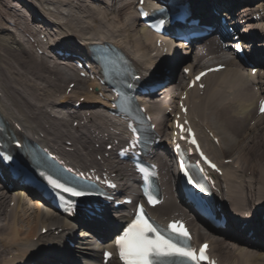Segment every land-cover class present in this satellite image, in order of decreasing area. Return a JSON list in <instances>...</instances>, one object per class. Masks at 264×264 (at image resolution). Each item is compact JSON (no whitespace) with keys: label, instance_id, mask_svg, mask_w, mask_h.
<instances>
[{"label":"bare ground","instance_id":"obj_1","mask_svg":"<svg viewBox=\"0 0 264 264\" xmlns=\"http://www.w3.org/2000/svg\"><path fill=\"white\" fill-rule=\"evenodd\" d=\"M10 1L12 4L13 0ZM110 1L113 5L112 10L115 13H113L112 15L111 11L110 13L105 14L104 10H99L97 11L98 15L95 14V16L91 17L92 22L101 23L100 21L102 18L109 19L111 17V21L114 23V27H111L110 30L112 28H116L119 31L120 35L123 36V38L127 37L130 42L128 43L124 38L125 40L119 39V41H116V43H118L120 46L124 44H132L133 46H135L137 55L141 58L143 57L142 60L146 64L144 69H146L149 64H152L155 61L153 60V57L149 56V52L154 50L156 35L148 31L146 28L138 30L139 20L134 16V13L130 11L129 2H124L123 0ZM198 1L200 0H196L195 7L199 6ZM201 1H204V3L209 8L206 2L211 4V0ZM221 2L224 3L223 0H221ZM8 4L5 3L4 5H2L0 3V25H2V22L5 21V18H3V16H9L14 13V11L11 10ZM3 6L5 7V9H3L4 13L2 12V8H4ZM201 7H203V5ZM86 9L89 11V13L91 12L89 8L86 7ZM21 10L23 11V9ZM53 16H55L54 13ZM31 17L33 19L32 15ZM87 21L91 22V19H88ZM64 23L62 24L64 25ZM103 24L105 27L109 26L107 24L105 25V23ZM0 28L5 29L6 27L0 26ZM83 28L85 29V27ZM123 29L125 30L124 32ZM129 29L134 31L137 29V31L132 34H127L126 31H129ZM253 30L254 27L250 26L248 28H245L244 32H250ZM82 36L84 35L80 36L82 40L94 38V35H88L86 37ZM96 37L105 40L106 35H97ZM10 39L14 40V37H10L9 34L3 32V30L0 29V90L4 92L5 96L3 98H0V112L6 119L10 121L12 119L21 118L22 116L23 120L27 124L34 123L36 126L34 128L36 130L46 133L51 132L49 133V135L54 133L55 130L58 131V134L60 136L67 135L69 133V130L66 127V123H51L49 121H46V119H44L42 122V119L45 117L43 107L45 105L51 104V101L48 100L50 97V93L55 92L60 87V81L67 79L76 81L77 85L80 86V88H78L79 91L86 88L85 85H87V87H94L96 86V83L90 82V85H88L86 82L75 77L74 74L67 73L66 70H63L62 68H57L59 75L55 71L57 76H54V78L51 79V75L45 73L44 70L39 66L32 67V65L35 62L41 61H43L42 66H44L45 69H51L50 66L53 65L46 66L47 62L45 60L39 59L41 57L35 58L34 56L29 57L30 59L32 58V63L27 64L26 62H30V60L27 61L26 53L25 61L23 59L24 53L22 51L17 50L16 52L14 50H10V48L12 49L11 46H14L13 43L9 44V42H12V40ZM206 46L212 47L211 49L213 50L211 51V53L215 50L214 56H217L216 51L218 52L219 49L217 48L218 46H215L213 44V40L208 41ZM259 47H264V44H259ZM149 49L151 50L149 51ZM7 53L9 57L5 56V54ZM204 53L205 52L198 51L196 53V58L204 59V57L209 54L207 53L204 55ZM257 54L255 52L254 60L264 63V56H262L261 54H259L258 56ZM222 58L229 59V57L227 56H223ZM39 71L43 73V75H45L44 78L38 77L37 72ZM246 75L247 74L243 75L242 73H237L235 70L229 71L228 69L226 71L220 72L218 75H210L206 78L207 85L202 96L195 94V92H190L189 94V101L192 104L193 110L200 116L202 121L206 120V122H209V124L215 129L219 137V142L222 145L223 151L225 153L237 151L241 154L238 161V167H241V172H243L242 170L246 167L248 161L243 159H249L251 157L249 155H257V151L259 150H261V154L264 155V126L261 127V121L263 120V117H261L260 121L255 124V126H257L256 131L258 132L260 130L258 133L253 132V127L248 126L250 120L253 119L254 115H256L255 111L257 109V105L254 110V103L255 101L257 102L260 93L254 92L249 88V81L246 78ZM256 76L260 78L262 77L261 75ZM78 81H82L84 83H78ZM34 82L40 83V87L38 90L33 88ZM259 82L261 84L264 83L263 81ZM49 84H52L53 88L48 89ZM82 85H84L85 87H83ZM43 92L46 96L43 94ZM164 99H168V96L165 95ZM89 100V102L92 104V108L97 110L98 112L92 113L91 126L95 128L103 127L105 125L104 118L102 117L104 116L102 114L103 109H101L99 104L104 102L102 100L99 101L93 98ZM169 104H171V102L162 103V105L159 106L157 105V101L154 100L149 105L151 112L155 115L157 122L159 121L158 124L160 126H163L164 123H166V117L162 114V106L165 107ZM12 106L14 107V111L9 110ZM15 108L17 109L18 113H16ZM23 109H29L30 113H28L27 111H23ZM45 123H48L49 128H44ZM50 124H52L53 126ZM82 131H86V128H79L75 130V132H78L79 134H81ZM54 140L55 143H57V139L54 138ZM202 140L206 149L215 158L220 159V155L218 154L215 147L211 143H209V141L206 140L204 136L202 137ZM75 153L76 152L73 151V154ZM90 154L91 153L84 152L85 157H89ZM167 156V153H162V155H160L158 159L165 185L166 199L162 205L153 209V215H155L159 219L164 218L163 214L167 211H170V213L165 216V220L170 218L171 215L175 214L176 212H178V214H184L188 216L186 209L183 207L180 199L176 196L175 190L172 189L169 174V164L166 162ZM85 157L81 156L77 160L85 162ZM260 159V156H256L253 165L256 172H258L259 169L258 163L260 162ZM91 163L94 164L95 162L92 160ZM248 164H250L251 166L252 162H249ZM244 172H247V170H245ZM240 176L241 177L239 178H242V183H244L245 177H242V173L240 174ZM251 177H254L253 174L251 175ZM251 177L249 179H251ZM263 179L264 174L261 172V175H259L258 177V181L262 184ZM258 181H254L251 184L242 185L229 182L228 190L235 202V204L232 203V207L238 209L244 208V210H246L245 207L248 206L252 216L261 215L264 212V208L259 209V207L264 205V189L261 187V185L260 187L256 186ZM253 185L256 186L255 188L253 187L254 189L251 188ZM7 198L9 201H14V205L9 210L10 213L7 212V210L4 212L5 202L7 204ZM20 204L26 205V207ZM19 205L23 206L22 209H24V213H22V210V214L17 213V210H19ZM253 208L255 210H253ZM115 218L122 219L123 217L114 215V221ZM188 222L192 231L194 232L197 241L200 242L203 240H208L210 242L211 248L213 249V252L215 253L216 251V253L223 258V261H229V264H264V244L255 245L247 241L246 236L244 235H240L238 236V238H235L230 232L223 231L222 235L224 236H216V234L207 232L202 233L200 230L203 228L201 227V225H199V223H197L195 219L190 218ZM116 224L117 222H114L113 225ZM42 227H47V231L44 234L40 233ZM71 227L72 225L70 224L69 220L64 217H60L54 210L50 209L44 204L41 205L39 201L34 200L32 197H26L25 194L21 191H14L12 194L8 193L7 191L0 193V264H24L25 261L31 260H37L38 263L42 264L44 260H46L43 255L49 254L51 256L53 255L52 253L61 251V245L59 244L53 246L52 250L47 249L44 251L43 248L46 245V242L51 241L53 244L56 243L59 239V235L65 229ZM108 229L107 227L100 226L96 230V232L100 236H103L105 238ZM245 230L246 229H244L242 232L244 233ZM55 231H57V233ZM230 237H232L231 240H229ZM99 245L104 246V244ZM215 248L217 250H215ZM221 248H223V250H221ZM82 249L84 250L83 252H85L84 264H99V256L97 254V250L99 249L98 245L94 244L92 241H86L83 244ZM235 252H237V255L233 257L230 256L229 258L228 255H232ZM50 262H52V264L58 263L56 259H51Z\"/></svg>","mask_w":264,"mask_h":264},{"label":"snow or ice","instance_id":"obj_2","mask_svg":"<svg viewBox=\"0 0 264 264\" xmlns=\"http://www.w3.org/2000/svg\"><path fill=\"white\" fill-rule=\"evenodd\" d=\"M162 23L163 21H161ZM204 74L201 73L196 79L199 80L200 76ZM261 111L264 112V102H262ZM178 127L183 128L179 124ZM129 128L133 134L130 145L135 147L139 142L138 129L131 124ZM187 131L191 132V129H187ZM191 143L196 144V140L192 139ZM201 155L203 156V153ZM3 159L11 160L12 157L4 156ZM204 159L207 160L206 157ZM211 166L213 168L216 167L215 165ZM183 168L184 165L181 163V169ZM140 171L144 173V178L147 179L148 170L142 167ZM48 180L53 187L61 189L72 197L89 195V193L62 184L51 177H48ZM189 183H195L191 177H189ZM146 195L148 196L149 203L154 204L156 202L150 193H146ZM67 204L69 208L75 207V202L72 200H68ZM167 231L169 235L165 236L162 234L159 228L151 222V218L145 215L143 206H139L135 219L124 228L121 235L116 237L115 244L118 249L119 258L123 261V264H162L164 257H184L192 260L194 264H199L200 261L207 259L205 255L206 245L200 248L199 255H197L196 251L187 244L190 235L181 222L169 223ZM176 237L183 239L184 243H181ZM109 256H111V253H105L106 258Z\"/></svg>","mask_w":264,"mask_h":264},{"label":"rangeland","instance_id":"obj_3","mask_svg":"<svg viewBox=\"0 0 264 264\" xmlns=\"http://www.w3.org/2000/svg\"><path fill=\"white\" fill-rule=\"evenodd\" d=\"M4 1H6V3L8 2V3H10L11 4V1L10 0H0V3L2 4V5H4L5 4V2ZM2 12H3V8H2ZM4 13V12H3ZM113 13H115L113 10H112V12H111V14L113 15ZM109 21H110V19H109ZM113 21H114V18H113ZM69 22H67V21H65V23H64V25H66L67 26V24H68ZM95 23H98V22H95ZM70 25H72L73 27H74V30L76 31V24H75V21H71L70 22ZM107 25H109L108 27H103L102 28V30L104 31V32H107V33H109V35H113V34H116L117 33V30H116V32L114 31L113 33H112V31H113V29L114 28H112L111 30H110V28L111 27H114L113 26V24H107ZM131 29H133V28H131ZM131 29H129V31L131 30ZM125 30L123 29V32H124ZM128 30L126 31V33L127 34H132V33H134V32H136L137 31V29L134 31V30H131L130 32H129ZM101 35H104V34H101ZM86 36H88V35H86ZM91 36H93V35H91ZM95 36V35H94ZM82 37H85V35L84 36H82ZM126 40H127V42L128 43H130L129 42V40L127 39V37H124ZM123 38V36L121 37V39H124ZM130 38V37H129ZM124 39V40H125ZM131 46H132V44H131ZM12 47V46H11ZM133 47V46H132ZM134 48V47H133ZM10 50H12L11 48H10ZM5 56L6 57H9V55H8V53L7 54H5ZM23 59L26 61V55H25V52H24V55H23ZM30 60V62H26L27 64H30V63H32V58L31 59H29ZM35 62V61H34ZM42 64H43V61H41V62H35L33 65H32V67H36V66H39L41 69H43L44 70V72L45 73H47V74H49V75H54V76H57L56 75V72L58 73V71H57V66H55V65H53V66H50L51 67V69L49 68V69H45V67L44 66H42ZM46 66H49V65H47V63H46ZM56 71V72H55ZM38 73V77H45V75H43V73H41L40 71L39 72H37ZM58 75H59V73H58ZM75 82V81H74ZM78 83H84V82H82V81H78ZM88 85H90V83H87ZM18 85V84H17ZM94 85V84H93ZM83 87H85L84 85H82ZM39 87H40V83L39 82H34V86H33V88L34 89H36V90H38L39 89ZM51 88H53V85L52 84H49L48 85V89H51ZM227 90V89H226ZM43 94H44V92H43ZM45 95V94H44ZM46 96V95H45ZM51 97V96H50ZM50 97H49V101H50ZM27 103V102H26ZM203 106H204V104H203ZM255 107H256V101H255V103H254V110H255ZM23 111H27L28 113H30V110L29 109H23ZM161 112V111H160ZM207 119H208V117H207ZM264 120V119H263ZM263 120L261 121V127L262 126H264V122H263ZM159 122V121H158ZM256 127L257 126H253V132H255V133H258L257 131H256ZM49 132V131H48ZM50 133V132H49ZM208 146V145H207ZM209 148V147H208ZM262 153V151L261 150H259V151H257V155H249V156H251L249 159H243V160H248L247 161V165H246V167L244 168V171L245 170H248V168H250L251 170H252V174H253V176L254 177H251V179H249V184H251L252 182H254V181H258V177H259V175H261V172L264 174V155L263 154H261ZM226 155V158H228V157H231V158H233L234 159V162L235 163H239L238 161H239V157L241 156V154L240 153H238L237 151H233V152H230V153H226L225 154ZM256 156H260L261 157V159H260V162L258 163L259 164V169H258V172H256L255 170H254V162H255V159H256ZM247 157V156H246ZM249 162H252V165L250 166V164H248ZM248 166V167H247ZM253 179V180H252ZM258 184V185H257ZM256 184V186L258 187H260V185H261V187L264 189V179H263V182H262V184L258 181V183ZM255 185H253L251 188H255L256 187ZM253 188V189H254ZM172 189H173V187H172ZM252 189V190H253ZM1 191H0V193H2V192H5V191H3V189L1 188L0 189ZM6 201H7V204H6V202H5V208H4V212L7 210V212H9V210L12 208V205L10 204V203H8V202H10L9 200H8V198L6 199ZM14 205V204H13ZM20 205H23V204H20ZM19 205V210H17V213L18 214H22V213H24V209H22L23 208V206L24 207H26V205H23V206H20ZM249 211H250V209H249V207L247 206L246 207ZM261 208H264V205L263 206H260L259 207V209H261ZM23 210V211H22ZM253 210H255L254 208H253ZM257 210V209H256ZM21 211H22V213H21ZM6 212V213H7ZM251 212V211H250ZM10 213V212H9ZM170 213V211H167L166 213H164L163 214V216L165 217L167 214H169ZM8 214V213H7ZM18 228V227H17ZM7 231V230H6ZM202 232V231H201ZM215 250H217L216 248H215ZM221 250H223V248H221ZM216 252V251H215ZM224 253V252H223ZM225 254V253H224ZM229 256V258H230V256H231V254L230 255H228ZM7 257V256H6ZM222 258V257H221ZM226 258H228V257H226ZM223 259V258H222ZM226 260H231V259H226Z\"/></svg>","mask_w":264,"mask_h":264}]
</instances>
